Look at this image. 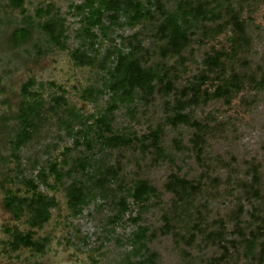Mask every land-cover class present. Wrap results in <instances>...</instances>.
Returning a JSON list of instances; mask_svg holds the SVG:
<instances>
[{
  "label": "trees",
  "instance_id": "trees-1",
  "mask_svg": "<svg viewBox=\"0 0 264 264\" xmlns=\"http://www.w3.org/2000/svg\"><path fill=\"white\" fill-rule=\"evenodd\" d=\"M263 3L84 0L74 5L82 30L93 37L92 29L104 32L105 22L114 25L121 14L131 26L148 24L120 36L126 51L116 49L105 57L113 58L106 72L112 103L93 121L94 137L78 132L82 138H76L75 145L83 150L76 159L71 164L50 163L36 177H23L19 182L25 195L7 193L5 208L15 219L25 215L28 226L26 232L14 233L8 246L13 251L44 252L47 241L35 240V230L49 221L57 203L39 186L56 190L63 185L72 215L98 195L99 215L109 223L128 211V197L143 204L148 195L159 194L142 235L150 245L172 251L182 264H264V141L245 155L236 151L245 117L252 118L264 107V25L255 19ZM24 4L25 0H9L23 15L22 25L10 35L14 45L27 43L39 29L49 43L64 48L65 20L52 15L48 5L35 10L36 21L26 15ZM222 36L225 46H210ZM72 58L81 65L94 63L81 49ZM34 86L29 80L21 89L19 131L12 142L15 154L53 138L62 128L69 131L71 121L80 119L64 96L53 95L47 101ZM135 100L152 113L155 127L141 135L119 132L113 127L117 102L128 105ZM216 103L236 106L242 114L219 120L208 111ZM218 143L226 145L223 154L212 152ZM185 154L193 162L186 171L175 164ZM35 155L27 159L31 170L39 163ZM166 163L171 172L157 189L148 172ZM50 177L53 184L48 183ZM148 263L161 264L152 259Z\"/></svg>",
  "mask_w": 264,
  "mask_h": 264
},
{
  "label": "rangeland",
  "instance_id": "rangeland-1",
  "mask_svg": "<svg viewBox=\"0 0 264 264\" xmlns=\"http://www.w3.org/2000/svg\"><path fill=\"white\" fill-rule=\"evenodd\" d=\"M140 1L145 3L147 0ZM83 2L25 0L26 15L36 21L39 19L35 16V10L48 5L53 8L52 15L65 20V46L59 48L49 43L39 29L32 32L27 43L14 45L10 35L22 25L23 15L9 5V0H0V264H149L148 260L151 259L161 264H182L172 251L166 252L157 245H150L147 237L142 235L143 228L152 218L153 204L157 202L159 194L148 195L143 204L135 203L128 197V211L117 222L109 223L107 217L99 215L102 200L98 195L89 198L79 214L72 215L63 185L56 190L40 185L39 191L53 197L57 203L51 210L49 221L42 229L35 230V240L47 241L44 252L35 253L23 248L13 251L7 244L14 233H24L28 229L25 215L15 219L5 208L7 193L11 191L25 195V188L19 182L23 177H36L50 163L67 161L71 164L76 159L79 150H83L75 145V139L82 138L78 132L81 131L85 136L90 133L94 137L93 121L112 103L106 72L113 58L106 61L105 57L116 49L126 51L120 36H129L148 24L144 22L131 26L128 17L121 14L116 24L105 22L104 32L100 28L92 29L93 37L82 30L83 25L73 9L74 5ZM255 19L264 25V3L255 14ZM226 44V36H222L212 41L210 46L220 48ZM78 49L88 54L94 63L89 66L76 63L72 54ZM29 80L35 82L34 90L47 101L53 95L64 96L68 106L75 109L76 118L80 119L71 121L69 131L66 128L56 130L57 135L53 138L41 140L33 148H22L17 155L12 142L19 131L17 114L22 103L21 89ZM117 105L113 127L119 132L132 131L141 135L148 128L155 127L152 113L145 112L139 100L128 105L117 102ZM208 111L219 120L242 114L236 106L230 109L219 103L211 105ZM244 123V136L236 148L240 155L261 147L264 141V107H260L252 118L245 117ZM225 148L226 145L218 143L213 145L212 152L223 154ZM67 149L70 151L67 152ZM14 154L21 160L22 167L13 157ZM35 154L39 157V163L35 170H31L27 159L33 158ZM85 155L90 158L92 154L87 152ZM190 157L185 154L175 160V164L186 171L188 166L193 165ZM64 169L68 170V167ZM170 172L166 163L152 168L147 177L158 189L161 179ZM48 183L53 184V178L50 177ZM167 198L164 197V201Z\"/></svg>",
  "mask_w": 264,
  "mask_h": 264
}]
</instances>
